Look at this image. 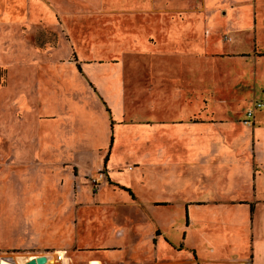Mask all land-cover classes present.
<instances>
[{"label":"crops","instance_id":"crops-1","mask_svg":"<svg viewBox=\"0 0 264 264\" xmlns=\"http://www.w3.org/2000/svg\"><path fill=\"white\" fill-rule=\"evenodd\" d=\"M159 1V8L162 9L161 12H170L174 4H179V0ZM210 1L216 2L218 0ZM227 1L230 3L232 0ZM4 2V10L1 11L0 28H3L5 25L1 24L4 23L5 20L7 22L9 18H14L12 17L13 6H7V4L9 5L7 0ZM61 2L63 6H67V4L70 3L68 0H61ZM122 2L125 4L129 2L128 5H130L132 11L131 14L142 13L144 15V17L140 18L142 23L138 25L140 27L139 29H154L155 26V28H159L162 32V38L159 40L160 44H156V46H159V49L149 44V42L141 38L139 34H136V37H131L127 43V47L131 50H138L139 48L142 51L144 50L145 61L147 63L153 62L150 66L151 80L147 83L146 92L152 94L156 89L154 85L160 83V90L157 93L158 96L153 98L152 95H149L147 103H145V105H148V116L139 119L134 118L126 122H122L123 120L119 119L116 122L119 135L121 128L124 127L126 129L125 136L128 140V143L124 144L122 158H125V160L131 159L133 160L134 166L140 167L138 173L132 175L133 177L131 178L134 181L138 180L139 183L143 180L147 187L155 186V189H157L167 184L171 178L176 180L175 182L177 183L178 179L181 178L183 174L188 176L193 174L194 180L192 187L194 193L196 192V194L201 195L203 199L185 198V200H181L180 205L183 207L185 217V226L182 228L183 232L181 235L183 242H179L177 245L173 246L177 250L182 249L187 231L194 226V229L199 233L201 241L206 244V252L214 255L216 253L219 254V256L215 255L210 257L209 261L216 263L224 262L227 264H264L263 110H254L250 125L243 122L245 118L244 113L246 109L251 106V103L264 99V60L261 58L264 56V51L260 47L262 43L260 42L262 39L261 36L264 34H259L261 28L264 27V10L260 13L259 8H257L255 4L254 7L252 5L250 6L246 4V0L241 3L236 2V5H229L227 9H224L223 16L225 17V23L223 25L230 34L229 39L227 38V41L224 42L220 40H210L208 44L205 43L202 45L199 38L196 37L198 33L195 32H198V30L195 21L192 23L191 20L190 22L179 21L176 17L175 19L169 17L168 21L161 18L159 23L155 22L150 16L155 12L156 8L154 6L158 5L157 0H122ZM147 3L150 5L148 6ZM161 4H163L162 7ZM53 9L54 8L51 9V12H43L41 9V14H43L48 22H51V17H49L48 14L53 11L56 12ZM59 10L60 13L56 12L59 17L61 12L65 15L70 12L65 9ZM80 10L81 19L79 23L81 22L80 27L83 30L84 4L81 6ZM71 12L74 11L72 10ZM181 12L184 13L183 10H181ZM185 15L186 14H184V16ZM54 16L55 13L52 16L55 21ZM59 19L60 24H58V26L64 29H66L67 25L70 26L71 23H73L70 20L71 23H66L65 20H68V18ZM183 19H189V17ZM250 19H252V26L249 23ZM209 23L211 27L214 26L212 19L209 20ZM55 24L56 23L53 22L50 26L55 28ZM116 24H118V22H114V25ZM130 25L131 28H133L132 24ZM187 29L192 31L190 32L192 33V37L189 38L188 36L186 39L182 38V41L181 35L184 34L183 31ZM2 31L3 30H1L0 33V62L6 69V86L2 89L0 95V132L4 137L3 143L5 151L10 154L16 153L17 155H22V157L28 160L42 157L50 159L51 156L47 153L48 148L52 151L61 146L62 140L65 141L70 139L71 141L72 119L77 118L80 123L84 124V131L86 134L91 124H98L97 119H94L93 115V110H96L99 112L100 118L103 119L105 116L107 117V124L110 131L112 129L113 136L109 139L108 150H105L106 153L102 155V163L96 165L95 162L84 161V167L91 165L93 169H98L100 167L105 168L107 177L113 180L117 185L119 184L122 191L125 192L122 188H126L132 195L131 186L127 181L118 182V179L110 176L113 169H119L118 166H120L118 165L112 168L109 166V160L112 158L111 155L117 150L112 149L111 152V147L116 146L120 141H117L116 133L113 131L115 121L112 120L113 116L111 115V108L109 109L110 105H99L100 102L104 104V100L101 98L95 83L89 78L93 76L92 69L89 65L84 63V57L79 56L75 52V58L70 59L68 48L63 46V42H60L57 44V47L60 44V50H62L60 52L57 50L58 48H53L43 54L41 52L35 54V56L40 59L39 63L32 64L35 61H21L19 56H23H21L22 52L18 48H10L13 44L20 46L19 42L13 39L10 30H6L4 33H2ZM243 38L244 41L242 40ZM5 40L8 41L4 42ZM251 43L252 47L245 48L242 46V44L250 45ZM124 46V43L120 40V43L117 45L116 49H114V55H120L119 53H121ZM253 47H259L262 53L259 55L251 54L246 56L235 55L250 51ZM208 49H212L214 52H217L218 55L214 58L213 56H206V58L203 56L205 58L204 63L208 64L210 67L208 70L209 72H204V70L201 69V53L202 50L207 51ZM154 50L159 52L148 53V51ZM233 54L234 56H232ZM129 60L132 61V65L135 67L136 56L129 57ZM179 61L180 63L191 62L192 68L190 64H185V66L181 65V67L184 69L186 67V72L192 71L195 77L198 76L196 81L198 85L202 84V78L207 80L208 84L213 85L212 93L209 91L210 96L214 94V101H212V104L210 101L209 105L206 104L204 107H202L199 102L198 105H193V103L192 105L191 103L189 105H172L177 102L174 101L175 98L173 97L172 100L169 99L170 90L168 87H170V85L166 78H169V75L174 77L170 72V70H173L171 64ZM117 62H115L113 66H108L107 68L104 66L96 67L99 71H96L95 77L97 78V75L105 74H109L107 77L112 75V95L115 100L122 104L118 105L119 109L122 110L125 104V93L123 91V89H125V81L123 79L129 71L124 70L122 66L119 65L121 62L120 60L118 64ZM156 64L163 69L161 71L156 69L153 70ZM179 64L177 63L174 66L180 68V70H177L180 72V76L173 81V89L176 90L175 82L179 80L180 84H182L185 78L184 69L182 70ZM132 65L130 70L136 72V68ZM87 67L90 68V71ZM73 69L78 72V75H75ZM46 70L52 72L51 75L48 76L51 79L48 86L45 83L46 81L40 83L37 78L40 73L46 72ZM206 73H208V76H205ZM153 75L160 77V80L156 77V80H154ZM57 77L64 81H60V83L55 81ZM115 77L117 78V83ZM52 78L54 81H52ZM74 78H84V97L87 99L88 103V105L87 103L84 105V108L83 105H78L77 108H75L74 105H64L67 104V98L70 99L68 95H70L72 91L71 87ZM88 82L93 83V87L89 88ZM117 84L121 92L124 93L123 97L121 96V100L118 99ZM240 85L245 89L242 90L240 88L241 92H248L249 88H251L252 91L258 92L260 99H253L249 102V106L243 111L241 118L236 120L237 123H233L229 118L224 119V117L218 116L219 113H217V110L221 109H218V105L225 106L228 105L229 102H227L221 93L218 94L217 90L218 88H223L222 90L228 94ZM81 87L82 86H80V88ZM163 87H166L165 91H163ZM67 90L70 91L67 93ZM175 93L176 91L172 90L171 94L174 95ZM243 97V95L240 96L241 99H243ZM86 99H84V102ZM90 99H92V103L95 106L90 104ZM235 99L237 98L233 100ZM142 106L143 105H137V109L142 108ZM82 109H84V113L79 114L78 110L82 112ZM225 109L231 110L230 108H223L222 110L224 111ZM202 110L203 115L205 116L207 114L208 118H206L207 116H205V120L190 118L196 114L202 115ZM257 111L261 113L256 114ZM112 122L114 123L112 124ZM58 123L61 125H58ZM67 123L70 124L69 128L64 125ZM36 124L43 126L44 129L35 133L32 126ZM104 130L105 126L103 132ZM84 142H88L86 138ZM33 143H35V146L32 148L31 146ZM178 143L183 145L182 151L175 148V144L177 145ZM105 145L106 135H104L102 141V146L105 147ZM87 147L88 146L84 143V148ZM55 151L66 152L61 149ZM98 151H103V149H99ZM76 156L80 155L76 154ZM127 162L125 161L124 163ZM78 163L82 165L80 162ZM121 168L123 169L124 166ZM126 170L132 171V167L127 168L126 166ZM142 170L144 174L140 172ZM173 170H175V174L171 175L170 172ZM159 171L162 172L161 175ZM183 186H185V184H183ZM109 187V185L106 186V192L108 193ZM66 189L67 186L65 183L56 185L54 190L49 189V191L52 192L46 194L48 196L47 201H49V205L48 210L43 214L46 217L43 218L55 221L56 224L62 219L63 227L60 228L66 231L69 227L66 218L70 216L68 221L71 223V227L77 229L79 226L81 229L82 244H84L85 241V244L89 245L102 244V246H105L115 244V246L120 245V247L125 249L129 248L130 245H126V242L122 239L125 234L123 229L129 231L127 225L120 226L118 228L120 232L115 233L117 227H114L108 220L106 221V217L102 215L105 208H110L107 206V201L104 200L105 192H101L102 189L94 194L97 197L88 196L87 199L85 193L84 195H80L82 194L81 187L76 190L75 194L71 190L72 187L69 189L70 193H66ZM56 190L59 192L57 193ZM111 191L113 192L114 190ZM176 194L178 195L177 190ZM68 195L71 198L69 202H67L66 198ZM179 195L186 196L185 188L180 189ZM35 196L38 197V200H42L46 197L43 195V192H39L35 194ZM134 197L135 200L133 201L128 200V198L124 199L125 205H127L130 211L132 210L135 215H139L145 221L152 222V224L147 228L148 231H145L144 223L140 221L139 218L137 220L140 222L133 225L131 230H136L138 235L141 234L140 237L138 236L141 239L140 246L148 247L149 251H151L156 249L154 239L159 235V232L160 236H158V239L168 242L162 233V228L154 222V210L159 206L172 207V202L164 200L165 198H152L146 202V205H142L135 192ZM89 198L94 199L90 201ZM56 199H58V202H56ZM131 203H134L133 207ZM74 204H76V208ZM62 206H64V210L60 211L59 207L61 208ZM95 207L96 210H100V217L96 220V228H100L97 233L94 227H91L90 230L86 227L88 223H92V219L94 218L93 214H86L83 218L81 213L82 209H84V211L93 210ZM218 207L221 208L217 209ZM37 211L35 210L33 212L38 214L39 211ZM58 212L61 213L58 214ZM72 212L74 216L71 215ZM195 212H199V214L196 215ZM38 215H40V213ZM208 217L211 218L209 221L207 220ZM22 218L24 220L26 219L24 213ZM74 218L76 219L75 224L73 223ZM26 221L32 223L33 221L37 222V219L34 217L32 220L26 219ZM106 222L108 224H106ZM84 230L91 235L90 238L86 237L85 240L83 235ZM96 235L97 237L94 239ZM109 235L112 238H110ZM75 242L77 243L78 240L74 239L68 242L61 240L50 247H43L40 250L28 248L19 251L11 249L14 247H10L6 248V250L2 249L3 251H0V253L10 251L9 253L45 254L53 251L65 250L66 255L69 257L68 264H72V258L68 255V247L74 246ZM145 242L148 246L145 245ZM217 248H219V250ZM130 249H132V247H130ZM190 250L192 259L196 261L195 245L190 247ZM24 254H17L15 256H19L15 261L17 264H20ZM85 258L88 259L87 263H89L91 258L88 256ZM2 260L5 261L4 259ZM3 261L0 264L11 263L7 261L3 263Z\"/></svg>","mask_w":264,"mask_h":264},{"label":"rangeland","instance_id":"rangeland-1","mask_svg":"<svg viewBox=\"0 0 264 264\" xmlns=\"http://www.w3.org/2000/svg\"><path fill=\"white\" fill-rule=\"evenodd\" d=\"M4 1L0 0V18L2 16L1 11L4 10ZM7 1L9 2V5L7 4V6H13L12 17L14 18H9L7 22L5 20L4 23H1L5 25L3 28H0V33L1 30H3L2 33H4L6 30H10L11 36H13V39L18 41L20 45L16 46V44H13L10 48H18L22 52L21 56L23 55L24 57L19 56L21 61H35L32 64L37 62L39 63L40 59H38L35 54H38V52L43 54L44 52L53 48H58L57 50L60 52L62 51L60 50V44L58 47L57 44L63 42V46L68 48V55L70 59L75 58L74 53L76 52L79 56H83L84 63L91 67L93 76L92 78H89L93 81V83H95L101 98L104 100V104H102L103 102H100L99 105H110L109 109L111 108L112 110V120L115 121V123L112 122V124L114 123L113 131L116 133L117 141H120L119 144L111 147V152L112 149L117 150H115L114 154L111 155L112 158L109 160V166L110 168L118 165L120 166H118L119 169H113V172L110 174V176L112 178L118 179V182L127 181V183L131 186L132 195L126 191H122L119 184L117 185L113 180H110L107 177L105 168L100 167L98 169H93L91 168V165L84 167V161L95 162L96 165L98 163L99 165L102 163V155H104L108 150V142H110L109 139L113 136L112 129L110 131L107 124V117L105 116L103 119L100 118L99 112L96 110H93V115L94 119H97L98 124H91L86 134L84 131V124L80 123L77 118L72 119L71 141L70 139L65 141L62 140L61 146L55 149L58 151L61 149L66 152H57L55 150L51 151L50 148H48L47 153L51 156L50 159L42 157L39 159L31 158V160H28L27 158L22 157V155H17L16 153H7L4 149V137L0 132V251L6 250V248L10 247H14L11 249H16L19 251L28 248H36V250H40L43 247H50L61 240L68 242L77 239L78 242H75L74 246L68 247V255L72 258V264H227L224 262L216 263L209 261L210 257L215 255L219 256V254L216 253L214 255L206 252V244L201 241L199 233L194 229V226H192V228L187 231L182 249L177 250L173 246L177 245L179 242H183L181 235L183 232L182 228L185 226V217L183 207L180 205L181 200H185V198H200V200L203 199L201 195L196 194V192L194 193L192 187L194 180L193 174L189 176L183 174V176L178 179L177 183L175 182L176 180L171 178L167 184L155 189V186L147 187L143 180H141L140 183L138 180L134 181L131 177H133L132 175H136L138 173L140 167L134 166L133 160H125V158H122V152H124L123 147L125 143H128V140L125 136L126 129L124 127L121 128L119 135L116 122L119 119L123 120L122 122H126L133 120L134 118L139 119L148 116V105H145V103H147L149 95H152L153 98H156V96H158L157 93L160 90V83H156L154 85L156 89L152 92V94L146 92L147 83L149 80H151L150 66L153 62L147 63L145 61L144 50L142 51L140 48L138 50H131L129 47H127V43L131 37H136V34H139L141 38L147 40L149 44H152L159 49V46H156V44H160L159 40L162 38L161 30L157 27L155 28V26L154 29H139L140 27L138 25L142 23L140 18L144 17V15L142 13L131 14V8L130 5H128L129 2L125 4L122 2V0H68L70 3L67 4V6H63L61 0ZM242 1L244 0H232L230 3H228L227 0H218L216 2L210 0H179V4H174V7L170 12H161L162 9L159 8L160 1L157 0L158 5L154 6L156 8L155 12L157 13L154 12L150 17H152L155 22L158 23L161 18L168 21L169 17L174 19L176 17V19L179 21L190 22L191 20L192 23L195 21V25L197 26L198 30V32H195L198 33L196 37L199 38L202 45L205 43L208 44L210 40H220L224 42L227 41V38L229 39L230 36L229 32L226 30V28H224L223 25L225 23V17H223L224 9H227L229 5H236ZM246 2V4L250 6L252 5L253 7L255 4L257 8H259L260 13L264 10V0H246ZM83 4L84 29L82 30L80 27L81 22L79 23V21L81 19L80 9ZM147 5L149 6L150 4L147 3ZM162 6L163 4H161V7ZM52 8H54L53 10L58 13H60L59 9H65L70 12H68L69 14L67 15L61 12L59 17L56 12L53 11L52 13L48 14L49 17H51V22H48L44 18L43 14H41V9L43 12H51ZM71 9L74 12H71ZM181 10H183L184 13L181 12ZM54 13L55 21L52 17ZM184 14L186 15L184 16ZM186 17H189V19L184 20L183 18ZM59 18H68V20H65V22L71 23L70 21H72L73 23H71L70 26L65 25L66 29H64L58 26V24H60ZM210 19H212L214 25L213 27L210 26ZM53 22L56 23L55 28L50 26ZM114 22H118V24L114 25ZM249 23L252 26V19H250ZM130 24H132L133 28H131ZM190 32L192 31L189 29L184 30V34L181 35V39H186L188 36L191 38L192 33ZM259 34H264V27L261 28ZM261 38L262 39L260 42L262 43L260 47L264 51V35L261 36ZM120 40H122L125 46L122 48L121 53H119L120 55H114V49H116L117 45L120 43ZM242 40L244 41V38ZM7 41L8 40H5L4 42ZM251 45L252 43L250 45L242 44V46L245 48H248ZM157 52L159 51H148V53ZM261 53L262 50L259 47H253L250 51L235 55L246 56L251 54L259 55ZM201 54V69L206 72L210 69L209 65L204 63L206 56H213L214 58L216 55H218V53L214 52L212 49H208L207 51L202 50ZM133 55L136 56L135 67L132 65V61L129 60V57H134ZM232 56H234V54ZM261 58L264 60V56ZM119 60L121 61L119 65H121L124 70L129 71V73H126V77L123 79L125 81V89H123L125 93V104L123 105L122 110H120L118 106L122 104L115 100L112 95V75L107 77L109 74H105L97 75V78L95 77L96 71H99V69L96 67L104 66L107 68L108 66H113V64H115L117 61L118 64ZM177 63L179 64L180 61L174 62L172 64L170 62L173 69L170 70V72L174 77L169 75L170 77L166 78L170 85V87H168L170 90H168L170 92H168L169 99L172 100L175 98L174 101L177 102L176 104L172 105H189L190 103L191 105L192 103L193 105H198L199 102V104L204 107L206 104L209 105L210 101L212 104V101H214V94L210 96L209 91L212 93L213 85L208 84L207 80H204V78H202V84L198 85L196 82L198 76L195 77L194 72L192 71L186 72V67L185 69L181 67V65L185 66V64H190L192 68L190 61L179 64L182 70L184 69L185 78L182 84H180L179 80H177L175 82L177 90L173 89L174 79L176 80L180 76V72L177 71L180 70V68L174 67ZM131 65L136 68V72L130 70ZM87 68L90 71V68ZM155 69L161 71L163 68L156 64L153 70ZM73 72L75 75H78V72H76L75 69H73ZM51 73L52 72L47 70L46 72L40 73L37 76L38 81H40V83L46 81L45 83L48 86V83L51 81L48 76H50ZM5 76L6 69L0 62V95L2 93V89H4L6 86ZM205 76H208V73H206ZM153 77L154 80H156V78L160 80V77L158 76L153 75ZM115 80L117 83L116 77ZM52 81H54V79ZM55 81L60 83V81L64 80L58 79L57 77ZM93 83L88 82L89 88L93 87ZM80 86L82 87L80 88ZM71 88L72 91L70 92V95H68L70 99L67 98V104L64 105H74L75 108H77L78 105H83L84 108V105L87 103V99L84 97V78H74ZM240 88L245 90L241 85L237 88H234V91H230L231 93L228 94L222 90L223 88H218L217 90L218 94L221 93L227 102H229V106L218 105V109L221 108L220 110H217V113H219L218 116H222L224 119L229 118L233 123H237L236 120L241 118L243 111L249 106V102H251L253 99H260L258 92L252 91L251 88H249L248 92H241ZM117 90L118 99L121 100L124 93L121 92L118 84ZM165 90L166 87H163V91ZM172 90L176 91L174 95L171 94ZM69 91L70 90H67V93ZM241 95L244 96L243 99L240 98ZM234 98L237 99L233 100ZM84 99H86L85 102ZM260 100L264 102V99ZM90 104L93 105L92 99H90ZM137 105L143 106L142 108L137 109ZM222 107L230 108L231 110L225 109L223 111ZM78 113H84V109H82V112L78 110ZM201 113L202 115L196 114L190 118H194L196 120H205V116L208 118L207 114L205 116L203 115V110ZM259 113L261 112L257 111L256 114ZM262 113H264V111ZM58 125L61 124L58 123ZM64 125L69 128L70 124L67 123ZM104 126L105 130L103 132ZM32 129L35 131V133H38L44 128L43 126L36 124L32 126ZM104 135H106L105 147L102 146ZM85 138L88 142H84ZM84 143L86 146H88V149L84 148ZM34 146L35 143H33L31 147L33 148ZM175 148L179 149V151H182L183 145L181 143H178L177 145L175 144ZM99 149H103V151H98ZM76 154H79L80 156H76ZM77 161L82 165H80ZM125 161L128 162L124 163ZM123 166L124 168L122 169L121 167ZM126 166L127 168L132 167V171L126 170ZM98 171H101L103 176L99 183L95 185L90 179L91 177H95ZM140 172L144 174L143 170ZM170 173L171 175L175 174V170L171 171ZM159 174L161 175L162 172L159 171ZM63 183H65L67 186L66 193H70L69 189L72 187L71 190L75 194L76 190L81 187L82 194L80 195H84L85 193V195H87L86 199L88 196L97 197L94 194H96L98 190L102 189L101 192H105L104 200L107 201V206L110 207L105 208V211H102V215L106 217V221L108 220L111 224H113L114 227H117L115 233L120 232L118 229L120 226L127 225L129 231L123 229L125 234L122 239L124 242H126V245H130L129 248L125 249L120 247V245L115 246V244L105 246H102V244L89 245L85 244V241L84 244H82L81 229L79 226L77 229L71 227V223L68 221L70 216L66 218L67 224L69 225L66 231H63L60 228L63 227L62 219L56 224L55 221H50L48 218H43L46 217L43 214L48 210L49 205V201H47L48 196L46 194H50L52 192L49 191V189L54 190L56 185H62ZM183 184H185V186H183ZM107 185L110 186V189H108L109 193L106 192ZM182 188H185L186 196L179 195L180 189ZM111 190L114 191L112 192ZM176 190L179 196L176 194ZM39 192H43V195L46 197L42 200H38V197L35 196V194H38ZM56 192L58 193L59 191L56 190ZM134 192L142 205H146V202L152 198H165L164 200L172 202V207L159 206L154 210V222H156V224L162 228V233L168 242L158 239V236H160L159 232V235L154 239V243H156V249L151 251H149L148 247L140 246L141 239L139 237L141 234L138 235L136 230H131V227L135 224H138L140 221L144 223L143 225L145 231H148L147 228H149L150 224H152V222L145 221L139 215H135L133 211H130L129 207L125 205L124 199L128 198V200H135ZM66 198L67 202H69L71 199L69 195ZM89 199L91 201V199L94 198ZM56 202H58V199H56ZM131 204L133 207L134 203ZM74 207L76 208V204H74ZM220 208L218 207L217 209ZM35 210L38 212V214L40 213V215L35 214L33 212ZM59 210L63 211L64 206L61 208L59 207ZM23 213L26 219L32 220V218L35 217L37 222H27L26 219L24 220L22 218ZM60 213L61 212H58V214ZM81 213L83 218L86 214H93L94 218L92 219V223H88L86 227L88 230H90L91 227H94L97 233L100 228H96V220H98L100 217V210H96V207L93 210L84 211V209H82ZM195 214L197 215L199 212H195ZM71 215L74 216L73 212ZM139 218L140 221L137 220ZM210 219V217L207 218L208 221ZM73 223H76L75 218ZM106 224L108 223L106 222ZM83 235L84 240L86 237H91V235L85 230ZM96 237L97 235L94 236V239H96ZM110 238L112 237L110 236ZM145 245L148 246L146 242ZM193 245H195L196 250V261L192 259L190 250V247ZM130 247H132L133 250L130 249ZM217 249L219 250V248ZM9 252L10 251H6V253H0V263L3 261L2 259L5 260L3 263L6 261L9 263L11 262L10 264L16 263L15 261L17 258H19V256H15L17 254H24L18 252ZM25 256L26 255L24 254L23 259ZM87 256L95 260L90 259L89 263H87L88 259L85 258ZM96 260H98L99 263Z\"/></svg>","mask_w":264,"mask_h":264},{"label":"built area","instance_id":"built-area-1","mask_svg":"<svg viewBox=\"0 0 264 264\" xmlns=\"http://www.w3.org/2000/svg\"><path fill=\"white\" fill-rule=\"evenodd\" d=\"M256 109L264 111V102L253 101L251 103V106L249 108H247L245 113H244L245 118H244L243 122L245 124H247V125L251 124L253 113H254V110H256ZM102 176H103L102 172L98 171L96 176L91 177L90 180L93 184L97 185L99 183V181L102 179ZM37 255H41V254H30V255L26 256V258H24L20 261V264L27 261L28 259L36 257ZM42 255H44L46 258V260L43 264H68V262H69V257L66 255L65 250L53 251L51 253H45Z\"/></svg>","mask_w":264,"mask_h":264},{"label":"water","instance_id":"water-1","mask_svg":"<svg viewBox=\"0 0 264 264\" xmlns=\"http://www.w3.org/2000/svg\"><path fill=\"white\" fill-rule=\"evenodd\" d=\"M45 260H46L45 256L41 254V255H37L34 258L28 259L22 264H43Z\"/></svg>","mask_w":264,"mask_h":264},{"label":"trees","instance_id":"trees-1","mask_svg":"<svg viewBox=\"0 0 264 264\" xmlns=\"http://www.w3.org/2000/svg\"><path fill=\"white\" fill-rule=\"evenodd\" d=\"M77 68H78V66H77ZM122 188V187H121ZM123 190H125L126 192H128L129 194H130V192H129V190L128 189H126V188H122ZM131 195V194H130Z\"/></svg>","mask_w":264,"mask_h":264},{"label":"bare ground","instance_id":"bare-ground-1","mask_svg":"<svg viewBox=\"0 0 264 264\" xmlns=\"http://www.w3.org/2000/svg\"><path fill=\"white\" fill-rule=\"evenodd\" d=\"M28 255H30V254H26V256H28ZM26 258V257H25Z\"/></svg>","mask_w":264,"mask_h":264}]
</instances>
